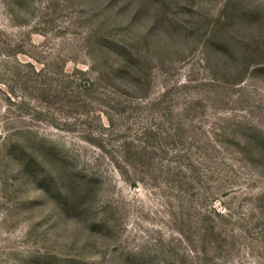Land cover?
Listing matches in <instances>:
<instances>
[{
    "label": "rangeland",
    "instance_id": "obj_1",
    "mask_svg": "<svg viewBox=\"0 0 264 264\" xmlns=\"http://www.w3.org/2000/svg\"><path fill=\"white\" fill-rule=\"evenodd\" d=\"M0 264H264V0H0Z\"/></svg>",
    "mask_w": 264,
    "mask_h": 264
},
{
    "label": "trees",
    "instance_id": "obj_2",
    "mask_svg": "<svg viewBox=\"0 0 264 264\" xmlns=\"http://www.w3.org/2000/svg\"><path fill=\"white\" fill-rule=\"evenodd\" d=\"M70 188V187H69Z\"/></svg>",
    "mask_w": 264,
    "mask_h": 264
}]
</instances>
